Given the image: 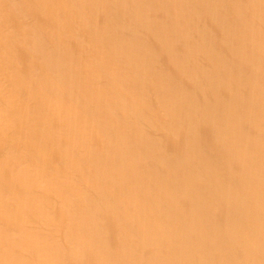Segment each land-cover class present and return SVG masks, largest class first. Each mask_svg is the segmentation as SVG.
<instances>
[{"label": "bare ground", "instance_id": "1", "mask_svg": "<svg viewBox=\"0 0 264 264\" xmlns=\"http://www.w3.org/2000/svg\"><path fill=\"white\" fill-rule=\"evenodd\" d=\"M0 264H264V0H0Z\"/></svg>", "mask_w": 264, "mask_h": 264}]
</instances>
